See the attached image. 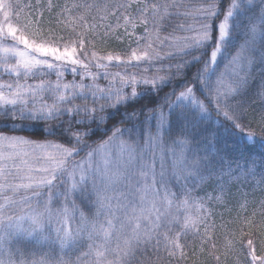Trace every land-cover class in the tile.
Wrapping results in <instances>:
<instances>
[{
  "label": "snow or ice",
  "instance_id": "1",
  "mask_svg": "<svg viewBox=\"0 0 264 264\" xmlns=\"http://www.w3.org/2000/svg\"><path fill=\"white\" fill-rule=\"evenodd\" d=\"M0 118V264H264V198L217 235L230 190L194 195L228 152L264 185V0H0Z\"/></svg>",
  "mask_w": 264,
  "mask_h": 264
},
{
  "label": "trees",
  "instance_id": "2",
  "mask_svg": "<svg viewBox=\"0 0 264 264\" xmlns=\"http://www.w3.org/2000/svg\"><path fill=\"white\" fill-rule=\"evenodd\" d=\"M25 1V0H24ZM60 2L62 3L63 0H60ZM30 3H35V0H31ZM185 3H190L192 5H195L197 3V0H185ZM48 13H45V16L47 17ZM173 63H175V61H172ZM165 63H168V61H165ZM259 67V65H257V68ZM111 71H119L122 69H117V68H111ZM129 71H137V69H129ZM196 71L195 68L191 69V72L194 73ZM254 75H257V79L254 81V84H258L259 83V78H258V74L254 71L253 73ZM73 77L70 73H66L65 75V80H72ZM77 80H79V77H76ZM98 83H100L101 85H105L106 81H104L103 79H100L98 81ZM172 85H170L169 87L165 88L161 93L160 96L157 98H154L153 101L151 103H149V101L145 100V101H141V103H149V106H155L156 104H160L163 103V98L165 93H169L172 91ZM180 88L179 86H177V91H179ZM260 101L257 100L256 104L259 105ZM136 107H139V104L136 105ZM257 115L259 114V109L258 107L254 106V109H249L248 111V118L252 119L253 115ZM212 117L213 119H219V120H223V117H216L215 112L212 113ZM2 119V118H0ZM54 123V122H53ZM255 126V125H253ZM3 125L0 124V128H2ZM21 135H25V136H29L30 138H40L39 137V133L37 132L36 134H32L31 132H23V133H19ZM127 136V134H125ZM48 139H54V137H48ZM103 139H106V136L103 132V129H101L100 133L93 137L91 140L88 141V143L90 145H92L93 147H95V145L97 143H99L100 141H102ZM229 145H231V140H229ZM88 149H85V152H87ZM252 151L257 154V156L259 155V153L264 152V147H262L260 144H257L255 146V148L252 149ZM85 152L81 153V156L85 154ZM203 154V153H202ZM223 155V159L221 160L220 157H217L214 161H213V166L216 169V176H214L213 178L209 179L205 184L201 185V188L203 190L197 189L194 192V195H198V196H203L205 192L208 193H212L213 191V186H215L217 183L220 182H224L226 185V190H230L232 196L229 200V202L227 203L226 206H220L217 205L215 203L210 204V206H212V209L215 212V215L213 216V220L215 221L216 225H217V235H219V233L222 231L219 227V225L222 222H227L229 220H232L236 217V209L234 207V204L237 200L241 199V193H247L248 194V200L250 201L249 203V207H248V212L249 214H251V212L253 210H255L258 214L261 211L260 207H259V200L264 198V185H258L256 183V181H258L260 179L259 175L255 176V177H247L245 178L244 176H241L240 173L236 170V163L239 162L241 165L244 164V160L239 158V154L235 153V152H228V153H222ZM259 163V160H258ZM229 165H231V168L233 169L231 175L229 176ZM223 170V172L225 173L224 177H223V181H220L217 179V177H219L220 174V170ZM257 172H259V168L257 169ZM240 176V180L237 181L235 177ZM175 190V188L173 189ZM239 190V191H238ZM258 219H264V217H260L259 215L257 216ZM11 248L13 249V251L15 252V250L17 248H20L21 251H23L25 258L31 259V253L35 252L36 256L39 257L40 255H43L44 253H50V258H58L60 255V251L58 246H50L45 244L43 247H40L39 245H32V244H28L26 241H13L12 244L10 245ZM222 250V249H221ZM259 254V252H258ZM161 256H164V253L161 252L160 253ZM16 258H19V253H16ZM198 259L203 262V264H215V261L212 260L210 257L207 256H199ZM235 259L234 256H230L229 258V264H231V261Z\"/></svg>",
  "mask_w": 264,
  "mask_h": 264
},
{
  "label": "rangeland",
  "instance_id": "3",
  "mask_svg": "<svg viewBox=\"0 0 264 264\" xmlns=\"http://www.w3.org/2000/svg\"><path fill=\"white\" fill-rule=\"evenodd\" d=\"M21 2L22 3H30L31 2V0H21ZM47 79H52V80H54L55 79V76L54 75H52L51 77H46ZM3 79H5V80H7V79H9V77L7 76V75H4L3 76ZM68 81H71V80H68ZM32 81L31 80H29V83H31ZM174 99V98H173ZM76 103H82V101L81 100H77L76 101ZM17 134H19V133H17ZM19 135H21V134H19ZM123 139H125V140H127L128 139V136H124L123 137ZM83 156V155H82ZM77 159H79V157L77 158ZM170 163H171V158L170 157H168V158H166V161H165V168L166 169H168L169 168V166H170ZM157 171H159V158H157ZM89 187H91L90 185H89ZM174 189V188H173ZM94 200H95V196L93 195L91 198H90V200L89 199H87V198H85L84 200H83V202L81 201V199H77L76 200V204H77V206L79 207V209L80 210H82L84 213H85V215L86 216H91L94 212H95V206H94ZM208 207H210V208H212V206H210V204L208 205ZM78 215V214H77ZM59 248V247H58ZM60 251V250H59ZM75 257V254H73V258Z\"/></svg>",
  "mask_w": 264,
  "mask_h": 264
}]
</instances>
